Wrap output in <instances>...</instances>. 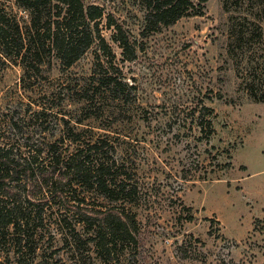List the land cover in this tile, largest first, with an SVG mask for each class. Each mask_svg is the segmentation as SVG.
<instances>
[{
    "label": "rangeland",
    "instance_id": "obj_1",
    "mask_svg": "<svg viewBox=\"0 0 264 264\" xmlns=\"http://www.w3.org/2000/svg\"><path fill=\"white\" fill-rule=\"evenodd\" d=\"M85 1L103 6L143 46L134 60L123 61L111 31H103L125 79L136 87L124 109L108 114L107 99L100 118L75 124L85 112L69 89L91 74L97 44L67 69L53 58L43 65L35 87L26 78L27 89L23 66L0 61V135L34 148L55 143L66 150L67 129L57 114L63 104L71 125L87 135L114 136L136 188V201L129 207L137 213L140 232L137 249L126 250L110 264H264V101L249 96L236 60L228 54V13L221 0H208L203 15L183 17L148 35L143 34L142 0ZM260 58L259 74L264 55ZM42 104L52 105L54 112L35 115ZM203 106L216 113L209 139L200 127ZM11 118L17 127L6 125ZM88 200L90 206L106 203L95 194ZM55 218L39 238L42 260L109 264L93 248L68 243L67 227ZM76 228L83 232L82 225Z\"/></svg>",
    "mask_w": 264,
    "mask_h": 264
},
{
    "label": "trees",
    "instance_id": "obj_2",
    "mask_svg": "<svg viewBox=\"0 0 264 264\" xmlns=\"http://www.w3.org/2000/svg\"><path fill=\"white\" fill-rule=\"evenodd\" d=\"M142 1L146 12L143 34L148 35L183 17L203 15L208 0ZM221 2L228 13V54L236 60L244 89L252 99L262 102L264 71L259 74L257 67L264 55V0ZM104 29L111 31L123 61L137 57L141 42L101 5L85 0H0V61L13 60L23 66L22 82L27 89L26 78L36 85L43 65L53 58L67 69L97 44L91 74L79 87L69 89L78 96L85 112L75 124L100 118L107 111V99L108 114H119L136 87L125 79ZM37 107L35 115L54 112L49 104ZM203 109L206 114L200 127L209 139L215 133L216 113L209 106ZM57 114H62L60 120L67 129L70 144L66 150L55 143L46 149L34 148L28 142L9 141L0 135V264H50L38 254L39 238L54 216L57 224L67 227L68 243L93 248L105 263L138 247L137 213L129 207L136 201V188L118 156L114 136L87 135L86 130L71 125L63 104ZM6 125L13 128L18 122L11 118ZM65 185L69 194L63 190ZM35 187L39 190H32ZM92 194L106 203L90 206ZM98 205L104 208L96 209ZM76 223L82 225L83 232Z\"/></svg>",
    "mask_w": 264,
    "mask_h": 264
}]
</instances>
